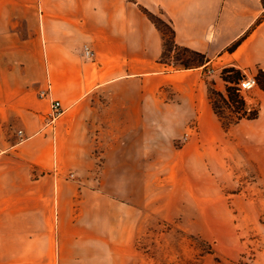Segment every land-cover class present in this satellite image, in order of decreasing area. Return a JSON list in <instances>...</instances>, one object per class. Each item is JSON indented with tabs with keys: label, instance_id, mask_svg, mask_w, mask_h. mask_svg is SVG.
I'll return each instance as SVG.
<instances>
[{
	"label": "crops",
	"instance_id": "obj_1",
	"mask_svg": "<svg viewBox=\"0 0 264 264\" xmlns=\"http://www.w3.org/2000/svg\"><path fill=\"white\" fill-rule=\"evenodd\" d=\"M141 6L206 62L161 63L162 35ZM230 66L264 73V0H0V264H117L150 141L191 123L199 159L235 170L237 208L264 215V89L241 92L257 116L227 130L208 98L210 83L225 92ZM54 100L63 111L48 126ZM197 140L173 154L191 159Z\"/></svg>",
	"mask_w": 264,
	"mask_h": 264
},
{
	"label": "rangeland",
	"instance_id": "obj_2",
	"mask_svg": "<svg viewBox=\"0 0 264 264\" xmlns=\"http://www.w3.org/2000/svg\"><path fill=\"white\" fill-rule=\"evenodd\" d=\"M178 56L192 58L170 48L164 56L169 68L176 70L173 63ZM214 99L228 121L235 113L233 107L217 96ZM194 139H198L197 155L185 151L191 159L184 160L173 154ZM166 141V145L150 141L146 184L142 192L134 193L131 204L132 242L130 247L128 243L118 247L117 264H264V215L237 208L235 170L222 175L225 163H214L216 168L211 169V163L199 159L203 146L194 123ZM67 177L76 178L73 172ZM121 202L124 199L118 195V205ZM44 262L51 264L50 259Z\"/></svg>",
	"mask_w": 264,
	"mask_h": 264
},
{
	"label": "trees",
	"instance_id": "obj_3",
	"mask_svg": "<svg viewBox=\"0 0 264 264\" xmlns=\"http://www.w3.org/2000/svg\"><path fill=\"white\" fill-rule=\"evenodd\" d=\"M141 11L152 21V23L156 26V28L160 31L162 35V53L160 55V62L164 63L165 65L170 64L164 60V56L166 55V52L172 48V49H179L183 53L186 52L189 55L192 56V58H181L180 56L177 57L178 62L173 63V66L176 69H187V68H193L200 66L206 62V57L204 54L194 51L192 49H189L187 47H183L178 45L175 42L174 39V31L171 27V25L168 22L163 21L162 19L156 18L149 10H147L145 7H140ZM167 27L169 31V35L166 34V31L164 30L163 26ZM238 41L232 43L230 46L227 47L226 50L231 51L235 48ZM243 74L240 72V70L234 68V67H225L221 71V76L223 80L226 82L225 87V93H222L218 90H216L212 84H208V98L212 104L213 110L215 114L218 116L223 129H227L231 124L237 122L238 120L242 118H254L257 116V110H253L250 112L246 111V103L242 96V94L237 91L236 87L233 83L237 82V80L242 76ZM257 82L260 88L264 89V73L262 71H259L257 74ZM214 96H217L223 103H225L228 107H233L235 113L234 115L226 121L222 112L219 110L218 105L216 104V101L214 99Z\"/></svg>",
	"mask_w": 264,
	"mask_h": 264
},
{
	"label": "built area",
	"instance_id": "obj_4",
	"mask_svg": "<svg viewBox=\"0 0 264 264\" xmlns=\"http://www.w3.org/2000/svg\"><path fill=\"white\" fill-rule=\"evenodd\" d=\"M82 56L86 60H92L94 59V52L92 49H90L88 46H83L82 48ZM214 72V68L212 66H209L206 68L205 73L207 75H211ZM236 87L237 91L240 93L245 90H249L257 85V78L255 74L245 73L243 74L237 82L233 83ZM45 94V93H44ZM253 107H248L247 111L249 112ZM63 109L61 107V104L58 100H54L51 103L50 110L46 114L44 119L45 125H51L54 120L62 113ZM73 174L70 173V177H72Z\"/></svg>",
	"mask_w": 264,
	"mask_h": 264
}]
</instances>
